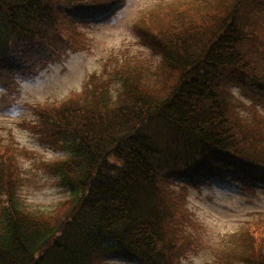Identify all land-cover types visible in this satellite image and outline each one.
<instances>
[{"label": "trees", "instance_id": "trees-1", "mask_svg": "<svg viewBox=\"0 0 264 264\" xmlns=\"http://www.w3.org/2000/svg\"><path fill=\"white\" fill-rule=\"evenodd\" d=\"M119 2L0 0V69L32 75L59 51L55 39L73 42L77 23ZM217 4L145 16L148 38L164 52L150 85L126 75L114 96L93 76L82 93L38 106L32 128L66 152L47 169L69 196L50 213L30 211L16 192L15 148L0 152V264H103L117 253L180 264L184 220L192 221L188 191L172 182L229 178L252 194L264 187V122L243 120L230 100L238 84L264 105V0ZM238 241L228 264H264V220Z\"/></svg>", "mask_w": 264, "mask_h": 264}, {"label": "rangeland", "instance_id": "rangeland-1", "mask_svg": "<svg viewBox=\"0 0 264 264\" xmlns=\"http://www.w3.org/2000/svg\"><path fill=\"white\" fill-rule=\"evenodd\" d=\"M219 1L121 0L111 13L86 25L77 23L73 42L55 39L59 51L32 75H10L0 69V152L7 146L15 148L11 156L19 172L15 186L24 207L50 213L69 196L47 169L55 160L63 159L66 152L40 140V134L32 128L41 123L38 106L82 93L91 87L93 76L106 82L114 96L126 75L150 85L159 78L156 72L164 52L148 38L142 22L145 16L153 11L164 15L167 10L192 11L209 5L217 10ZM230 90V100L243 120L257 124L258 118L264 122V105L249 98L238 84ZM183 187L188 191L187 208L192 222L184 220L186 238L179 248L180 264H228L229 252L239 242L238 237L247 236L253 222L264 220V187L252 194L229 178H212L199 185L183 178L169 185L176 192ZM4 203L5 196L0 192V205ZM236 262L241 261L237 258ZM103 264L144 263L117 253Z\"/></svg>", "mask_w": 264, "mask_h": 264}]
</instances>
